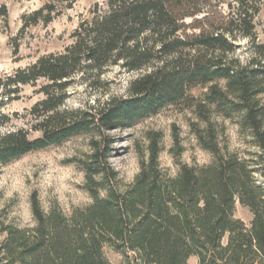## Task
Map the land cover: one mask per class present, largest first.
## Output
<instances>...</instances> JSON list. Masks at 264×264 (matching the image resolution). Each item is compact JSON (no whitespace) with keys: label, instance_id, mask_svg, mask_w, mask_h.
Instances as JSON below:
<instances>
[{"label":"trees","instance_id":"1","mask_svg":"<svg viewBox=\"0 0 264 264\" xmlns=\"http://www.w3.org/2000/svg\"><path fill=\"white\" fill-rule=\"evenodd\" d=\"M76 1L45 0L23 15L22 31L50 23ZM263 10L264 0H103L63 51L0 75L2 101L17 99L25 85L43 94L30 110L29 128L0 135V164L92 135L80 160L92 202L67 214L57 205L43 209L35 193L33 227L0 216V264H110L106 246L128 264H189L192 256L199 264H264V186L257 179L264 177V43L256 32ZM8 18L0 3V21ZM243 39L250 42L248 61L236 55ZM112 66L137 74L127 95L67 105L79 82L107 92ZM171 106L192 109L204 124L191 126L213 161L181 163L170 175L160 163L163 134L149 131L140 171L123 183L110 163V132ZM214 113L236 120L260 152L247 158L222 148ZM8 120L0 112V126ZM173 151H184L177 133ZM237 202L251 211L250 226L235 217Z\"/></svg>","mask_w":264,"mask_h":264},{"label":"rangeland","instance_id":"2","mask_svg":"<svg viewBox=\"0 0 264 264\" xmlns=\"http://www.w3.org/2000/svg\"><path fill=\"white\" fill-rule=\"evenodd\" d=\"M96 2L102 3L103 0H77L50 23H41L22 31L23 15L40 8L45 0H0L9 10L8 21H0V75L25 68L43 55L63 51L73 42V32L83 18L91 15ZM256 32L258 41L264 43V10L256 18ZM17 42L19 50L16 52ZM239 44L236 55L248 61L252 55L249 40H240ZM136 75L120 66H112L105 76L109 82L107 92H93L79 82L70 88L67 105L78 107L94 104L96 99H107L111 95H127L129 82ZM38 88L25 85L17 99L2 101L0 98V112L9 116V120L0 126V135L30 127L33 123L30 110L43 98ZM204 91L205 88L196 89L194 94L199 96ZM261 97L264 101V94ZM213 118L219 126L222 148L239 152L247 158L260 152L251 135L242 131L236 120L224 119L217 113H214ZM194 122L204 126L192 109L171 106L130 128L111 131L115 142L110 163L119 172L122 182L130 183L140 171L141 154L146 151L149 131L163 134L160 163L170 175L177 174L181 163L196 166L211 163L214 156L199 144L191 126ZM176 133L184 148L180 156H176L173 151ZM91 138V134H82L61 145L28 153L8 164H0V216L5 222L21 228L33 227L36 220L32 210V195L35 193L45 210L57 205L69 214L75 207L89 205L92 198L85 188V171L80 160L90 151ZM257 179L264 186V177L257 174ZM235 217L250 226L253 215L249 208L237 202ZM104 252L110 264H128L125 254L113 247L106 246ZM188 263L199 264V260L192 256Z\"/></svg>","mask_w":264,"mask_h":264},{"label":"crops","instance_id":"3","mask_svg":"<svg viewBox=\"0 0 264 264\" xmlns=\"http://www.w3.org/2000/svg\"><path fill=\"white\" fill-rule=\"evenodd\" d=\"M253 219V218H252Z\"/></svg>","mask_w":264,"mask_h":264}]
</instances>
